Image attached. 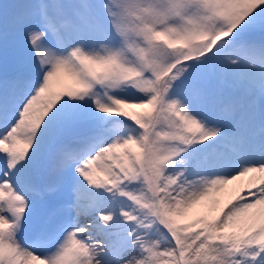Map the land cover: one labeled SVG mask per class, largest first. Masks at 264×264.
Masks as SVG:
<instances>
[{"label":"snow or ice","instance_id":"6c2138e0","mask_svg":"<svg viewBox=\"0 0 264 264\" xmlns=\"http://www.w3.org/2000/svg\"><path fill=\"white\" fill-rule=\"evenodd\" d=\"M0 264H264V0H0Z\"/></svg>","mask_w":264,"mask_h":264}]
</instances>
